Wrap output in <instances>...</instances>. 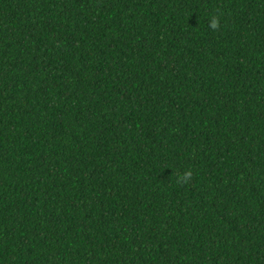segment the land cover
<instances>
[{
    "label": "trees",
    "instance_id": "1",
    "mask_svg": "<svg viewBox=\"0 0 264 264\" xmlns=\"http://www.w3.org/2000/svg\"><path fill=\"white\" fill-rule=\"evenodd\" d=\"M0 264H264V0H0Z\"/></svg>",
    "mask_w": 264,
    "mask_h": 264
},
{
    "label": "clouds",
    "instance_id": "2",
    "mask_svg": "<svg viewBox=\"0 0 264 264\" xmlns=\"http://www.w3.org/2000/svg\"><path fill=\"white\" fill-rule=\"evenodd\" d=\"M212 28H216L217 24L215 21L212 22L211 24ZM191 176V172L190 171H186L184 172L182 175L177 177L178 182H186Z\"/></svg>",
    "mask_w": 264,
    "mask_h": 264
}]
</instances>
